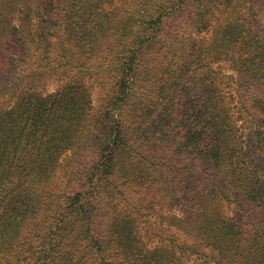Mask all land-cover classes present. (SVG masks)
Wrapping results in <instances>:
<instances>
[{"label":"trees","instance_id":"16d2710c","mask_svg":"<svg viewBox=\"0 0 264 264\" xmlns=\"http://www.w3.org/2000/svg\"><path fill=\"white\" fill-rule=\"evenodd\" d=\"M186 12L200 31L215 18L212 58L264 86V0H0V264H264V174L249 159L221 165L223 79L174 34ZM90 80L105 83L97 104ZM179 143L215 166L185 192L194 212L165 216L160 171L179 170ZM142 184L161 192L157 222Z\"/></svg>","mask_w":264,"mask_h":264},{"label":"rangeland","instance_id":"374dc122","mask_svg":"<svg viewBox=\"0 0 264 264\" xmlns=\"http://www.w3.org/2000/svg\"><path fill=\"white\" fill-rule=\"evenodd\" d=\"M216 15H219V12L216 11ZM214 19L215 18H212L210 20V24L200 31L198 27H195L192 24L189 12H186L182 17L177 16L173 19L174 34L178 35L180 39L179 43L185 44L188 49H195L194 52L199 49H204L205 54L199 60L202 65L211 63L212 65L214 64L217 67L219 66V69L217 70L219 71V75L223 79V83L220 85V88L223 91V93H221L222 99L220 103L229 111V114L227 116V126L225 128L215 127L213 134L214 143L218 144L222 149H224V153L220 155L221 165L224 161V154L228 157L229 160L231 158L232 161L237 159H249L259 165V171L264 174V147L263 145H260L261 142L258 139V134L264 136V86L261 83L255 81L252 77L247 76L244 73H239V70L233 67L228 59L224 60L217 57H215L214 59L212 58V53L210 51L211 49L209 48V42L214 33ZM54 41H56V37L54 38ZM52 54L54 56L55 51L52 52ZM189 60H193V58H189ZM194 66L197 67V64H194ZM36 67H38V63H36L35 59L24 65V68L27 72L35 69ZM91 83H94L92 84L93 101L95 104H97L102 97L103 87L105 86V83L100 80H90V84ZM61 85L62 83L59 82L56 77L52 78L47 84V91L55 92ZM191 85L192 82H190L187 86L190 87ZM216 87L219 88L218 85H216ZM201 90L202 88H199L197 91H194V93L191 92L190 95H188L187 99H199ZM188 115L191 116V119L197 117V110L189 108ZM161 127L162 124L161 126H158L157 129H160ZM192 134H194V132H192ZM232 136L233 139L231 140ZM178 146L179 151L182 153L179 152L177 153V155L170 157L171 159L170 161H168V163L180 162L181 165L178 166L179 170H177L176 173L170 172V169H168L169 171H166L165 169H162V171H160L162 173V177L160 180L162 182L161 185L170 186L171 188L169 190L172 193L174 192L172 195H167L168 203L163 212L165 216L167 215L182 217L189 212L190 214H192L194 212L192 207L190 209L189 207L182 204L184 201L183 199L185 196V192H189V195H195V192L192 190L193 185L197 180H200L199 178L208 176L213 169V166H215L203 164V154L197 153L194 160V156H191L192 149H189L182 143H179ZM190 146H193V144H190ZM226 148L227 150H225ZM152 150L153 148L149 149V151ZM158 155H160V157H164V155L159 151ZM71 160L72 154L70 153L64 155V157L62 158V167L59 168L57 172V182H63V179L66 178L65 171L67 170L68 164L71 163L69 162ZM214 170L216 172V170H218V166L214 167ZM223 176H226V172L222 173V178H224ZM257 176L261 178L260 175ZM142 185L143 188H139L140 186H134L133 191L136 193V196L140 191L142 194L147 195L148 200H151V198L155 199L154 206L157 211L152 217V221L156 220L157 222L159 220V213H161V206L159 205V203H157V201L161 200L159 194L161 192L158 191L159 189L156 191L157 187L155 186H150L148 184ZM243 189L244 186H242V184L237 185V187L231 190L232 196L242 197L244 193L242 192ZM134 198L135 196H133V199ZM207 200V203L212 205V201L210 200V198H208ZM234 205L235 204H231L226 208V216H228L235 222L240 220L244 221L245 216H243V214ZM169 222L170 220L166 221L167 224ZM104 228L105 227L103 224V229ZM144 241L147 248L153 249L159 245L157 239L146 238Z\"/></svg>","mask_w":264,"mask_h":264}]
</instances>
